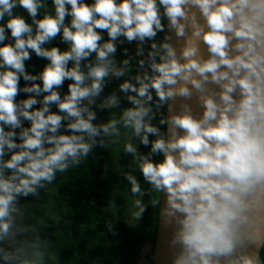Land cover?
I'll use <instances>...</instances> for the list:
<instances>
[{
	"label": "clouds",
	"instance_id": "clouds-1",
	"mask_svg": "<svg viewBox=\"0 0 264 264\" xmlns=\"http://www.w3.org/2000/svg\"><path fill=\"white\" fill-rule=\"evenodd\" d=\"M57 36L64 50L46 47ZM118 42L135 43L134 56L124 48L118 62ZM33 54L46 61L36 73ZM112 77H127L124 96L114 90L97 105ZM93 106L119 115L94 123ZM105 136H123L156 194L172 264H264V0H0L3 264H43L38 242L20 237L19 198L107 147ZM125 178L133 197L146 194L135 175ZM133 207L140 219L146 206L136 198Z\"/></svg>",
	"mask_w": 264,
	"mask_h": 264
},
{
	"label": "trees",
	"instance_id": "trees-1",
	"mask_svg": "<svg viewBox=\"0 0 264 264\" xmlns=\"http://www.w3.org/2000/svg\"><path fill=\"white\" fill-rule=\"evenodd\" d=\"M46 2L51 5V0ZM163 36L164 33H159L156 41L159 43ZM53 45L59 46L61 50L67 47L61 43L60 36L46 47ZM124 48L128 49L129 56H134L136 52L135 43L129 45L125 42L121 45L118 42L115 57L118 62L126 58L123 55ZM32 58L41 67L28 64V71H41L46 61L38 59L35 54ZM137 59L139 58L133 59L131 63L135 65ZM126 78H110V83L96 104H100L114 90L118 96L123 97L124 94L118 91V86ZM68 83L70 81H65L60 90L62 95L67 91ZM21 84L23 86L24 82L21 81ZM123 106H127L126 102ZM93 108L97 113V120L94 121L97 124L106 123L113 113L119 115L118 109L101 110L95 106ZM153 111L156 112L155 107ZM161 114L166 115L164 109H160L156 114L153 124L159 126ZM163 130L161 127V131ZM102 138L108 144L107 147H95L79 167H71L66 173H58L57 181L46 185L45 189H40L38 196L19 198L18 207L21 214L17 217L16 224L28 229L20 234V237L32 243L38 242L39 250L44 253L43 264H139L144 231L146 227L153 230L157 228L159 207L153 208L150 203L156 198V194H147L150 186L143 181L139 170L127 162L123 153V136L119 139L106 136ZM110 139L116 142L109 143ZM153 139L155 137L150 135L149 140ZM133 142L138 145L141 153L150 151L151 145L144 147L139 145L138 140ZM133 163L136 164L135 161ZM125 169L140 180L146 193L142 197L132 196L127 200L131 208L126 207L125 197L119 195V191L125 186L130 189L125 185ZM136 198L141 199L146 206V211L140 219L132 215L133 212L139 211L133 207ZM0 264L3 262L0 261ZM145 264H152L151 256Z\"/></svg>",
	"mask_w": 264,
	"mask_h": 264
},
{
	"label": "water",
	"instance_id": "water-1",
	"mask_svg": "<svg viewBox=\"0 0 264 264\" xmlns=\"http://www.w3.org/2000/svg\"><path fill=\"white\" fill-rule=\"evenodd\" d=\"M174 45L179 48L181 41H177L174 34H173V41ZM202 50L206 54V48L202 45ZM192 105V108L194 112L199 113L200 107L193 98V100L190 102ZM180 106V101L177 100L175 102L174 110H178ZM162 196V194H161ZM163 205V201H161V205ZM159 213V210H158ZM159 216V214H158ZM172 236V229L168 225H162L160 221V217H158L157 222V228H156V237H155V243H154V249L152 254V264H172V256L174 254L175 249L170 247L169 241Z\"/></svg>",
	"mask_w": 264,
	"mask_h": 264
},
{
	"label": "rangeland",
	"instance_id": "rangeland-1",
	"mask_svg": "<svg viewBox=\"0 0 264 264\" xmlns=\"http://www.w3.org/2000/svg\"><path fill=\"white\" fill-rule=\"evenodd\" d=\"M126 159H127V162L129 163V165L132 164L133 166L136 167V164L133 163L134 160L132 159L130 154L126 155ZM128 172H130V171H128ZM125 173H127V169H125L124 174ZM126 181H127V179H126ZM125 185L130 187V184L128 181L125 183ZM119 195L121 197H125L124 203L126 202V207L131 208L129 206L130 203L127 201L130 198H132V194L130 192V189L125 186L123 189H121L119 191ZM155 237H156V230H153L151 228L146 227L144 234H143V237H142L141 259H140L139 264H145L147 262V258L149 256L152 257L153 249H154V243H155Z\"/></svg>",
	"mask_w": 264,
	"mask_h": 264
},
{
	"label": "flooded vegetation",
	"instance_id": "flooded-vegetation-1",
	"mask_svg": "<svg viewBox=\"0 0 264 264\" xmlns=\"http://www.w3.org/2000/svg\"><path fill=\"white\" fill-rule=\"evenodd\" d=\"M25 15H26V14H25ZM27 63L30 64V65H32V66L36 65V66H38V67H41V65H39V64L37 65V64L34 62L33 58H32L31 61H28ZM21 86H22V84H21Z\"/></svg>",
	"mask_w": 264,
	"mask_h": 264
}]
</instances>
